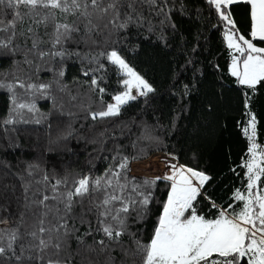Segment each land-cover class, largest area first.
Here are the masks:
<instances>
[{
  "label": "snow or ice",
  "instance_id": "obj_1",
  "mask_svg": "<svg viewBox=\"0 0 264 264\" xmlns=\"http://www.w3.org/2000/svg\"><path fill=\"white\" fill-rule=\"evenodd\" d=\"M240 2L207 0L225 24L227 48L234 50L230 74L240 85L255 89L264 82V47L253 42L264 41V0H243L250 5L251 39L239 33L229 11V6ZM145 9L156 16L162 15L161 25L170 22L167 0L163 3L158 0H0V57L23 54L22 60L12 61L18 72L0 73V89L9 94L10 100L0 128L7 134L16 130L9 126L45 121L47 115L40 113L36 105L38 96L51 99L53 108L61 115L72 118L78 115L70 110L64 112L63 103L57 106L56 98L51 95L55 84L60 92H67L70 101L77 100L67 85L61 84L65 75L63 67L50 83L33 81V72L40 71V61L63 62L75 56L96 63L95 71H99L104 68L99 58L105 57L125 77L120 81L124 91L112 97L114 102L104 104L101 100L102 106L95 111L91 104L74 105L85 113V120L117 118L129 101L153 93V86L115 48L93 55L67 47L68 44L117 43L112 37L133 26L140 28L148 24V30L152 31L154 25L145 15ZM9 13L11 16L7 18ZM21 65L27 66V70ZM45 70L53 72L54 68L49 66ZM92 71H84L83 75L89 76ZM90 89L93 92L98 89L100 94L105 92L98 87L95 77L91 79ZM133 89L136 95L132 94ZM249 99L246 98V108ZM28 113L32 114L31 118L27 117ZM246 115L249 119L242 132L249 146L247 159L240 165L245 169L246 184L243 191L234 190L233 203L227 208L211 202L217 209L215 218H206L197 212L198 197L211 179L205 172L168 163L167 174L138 179L130 175V165L146 155V150L141 148L139 153L128 156L117 145V154L112 157L114 163L97 176L66 173L58 177L43 172L36 179L39 165L35 164L27 165L24 175L12 174L19 181L21 195L16 197L19 210L13 216L11 201L6 198L9 189L15 194L16 185L0 187V200L6 201L0 203V212L6 213L0 219V224L5 225L0 228V264H117V257L113 255L117 250L119 264H264V186L261 183L264 148L256 142V116L250 110ZM106 131L99 136L105 137ZM138 139L151 137L142 134ZM136 146L134 141L132 147ZM158 181L169 182L170 189L153 233L145 243L141 230L132 229L147 219ZM236 204L240 205L238 209Z\"/></svg>",
  "mask_w": 264,
  "mask_h": 264
},
{
  "label": "trees",
  "instance_id": "obj_2",
  "mask_svg": "<svg viewBox=\"0 0 264 264\" xmlns=\"http://www.w3.org/2000/svg\"><path fill=\"white\" fill-rule=\"evenodd\" d=\"M158 3H163V0H158ZM167 5L170 22L164 25H161L162 15L156 16L145 9V15L154 25L152 31L145 24L140 28L129 27L118 36L114 35L112 41L117 43L67 45L70 50L93 55L115 48L153 86V93L129 101L117 118L96 122L90 118L85 120V113L74 107L83 102L85 106L91 104L95 111L102 106L101 100L104 104L110 103L114 95L124 91L120 81L125 77L120 76L105 57L99 58V64L104 65L99 71H95L96 63L75 56L63 62H39L40 71L32 74L36 83H50L63 67L65 75L61 84L67 85V90L77 96V100L70 101L67 92H60L55 84L51 95L56 98L57 106L63 103L64 112L70 110L78 115L75 118L61 115L53 108L51 99L38 96L36 105L40 113L47 115L45 121L9 126L16 130L7 134L0 128V187L3 184L16 185L15 194L9 189L6 198L11 201L13 216L19 210L16 197L21 195L19 181L13 173L24 175L26 166L35 164L39 165L36 179L43 172L58 177L66 173L97 176L114 163L112 157L117 154V145L120 152L128 156L145 149L146 155L139 160L155 152L172 153L181 164L210 176L196 204L198 214L206 218L217 215V209L211 206V202L227 208L233 203L234 190H244L245 169L240 165L247 159L249 143L242 129L247 126L249 117L246 112L250 110L257 121L256 142L264 148V82L255 89H249L230 74L233 53L224 40L225 24L207 0H167ZM229 11L239 33L251 39L250 5L242 1L229 6ZM10 16L9 13L7 18ZM253 42L264 47V41L257 39ZM22 59V52L0 57V73L18 72L12 61ZM49 66L54 68L53 72L45 70ZM21 67L27 70V66ZM90 69L93 70L91 74L84 76L83 72ZM93 77L98 80V87L105 89L103 94L98 89L91 91ZM246 98H250L248 108L245 107ZM9 108V94L0 89V120L6 117ZM31 115L28 113L27 117L31 118ZM105 129V137L99 136ZM142 134L151 139H138ZM134 141L135 148L132 147ZM154 157L159 161L166 159L159 155ZM130 175L135 176L131 172ZM261 183L264 186V181ZM169 189L168 182H157L147 219L132 229L141 230L145 243L153 233ZM4 202L0 200V203ZM239 207L236 204V208ZM4 215L6 213L0 212V219ZM3 227L5 225L0 224V228ZM113 255L119 264L118 250Z\"/></svg>",
  "mask_w": 264,
  "mask_h": 264
},
{
  "label": "built area",
  "instance_id": "obj_3",
  "mask_svg": "<svg viewBox=\"0 0 264 264\" xmlns=\"http://www.w3.org/2000/svg\"><path fill=\"white\" fill-rule=\"evenodd\" d=\"M155 155L164 156L166 158L164 161H160L163 163V165H161V169H160V172H161L160 176H163V175L168 173L169 169H168V167H165L166 164H168V163L181 164L178 157L172 153L161 152V153L154 154V156ZM173 157L175 159H173ZM144 164H145V161H142V160L133 161L131 164V174H133L135 176H140V177L151 176V175L147 174V166ZM181 165H183V164H181ZM151 177H153V176H151Z\"/></svg>",
  "mask_w": 264,
  "mask_h": 264
},
{
  "label": "rangeland",
  "instance_id": "obj_4",
  "mask_svg": "<svg viewBox=\"0 0 264 264\" xmlns=\"http://www.w3.org/2000/svg\"><path fill=\"white\" fill-rule=\"evenodd\" d=\"M231 65V63H230ZM230 69V67H229ZM133 95H136V91L135 89H133V92H132ZM139 98V97H138ZM111 102H114L113 100H111ZM110 102V103H111ZM157 152L151 154L148 158L146 159H142V161H145V164L147 166V174L148 175H151L153 177L155 176H160L161 172H160V169H161V165H163L162 162H160L158 159H155L154 157V154H156ZM161 153V152H160ZM156 156V155H155ZM154 157V159H153ZM165 165V164H164ZM165 167H167V164L165 165ZM146 173V172H145ZM140 177V176H138Z\"/></svg>",
  "mask_w": 264,
  "mask_h": 264
},
{
  "label": "crops",
  "instance_id": "obj_5",
  "mask_svg": "<svg viewBox=\"0 0 264 264\" xmlns=\"http://www.w3.org/2000/svg\"><path fill=\"white\" fill-rule=\"evenodd\" d=\"M242 1H243V0H241V2H242ZM231 51H232V53H233L234 50H231ZM235 54H236L237 56H239V53H235Z\"/></svg>",
  "mask_w": 264,
  "mask_h": 264
}]
</instances>
